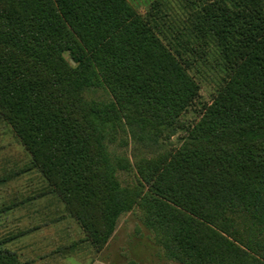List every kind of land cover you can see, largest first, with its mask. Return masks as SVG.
<instances>
[{
  "label": "trees",
  "instance_id": "obj_1",
  "mask_svg": "<svg viewBox=\"0 0 264 264\" xmlns=\"http://www.w3.org/2000/svg\"><path fill=\"white\" fill-rule=\"evenodd\" d=\"M181 2L143 16L128 0H0V116L93 243L138 204L169 257L264 264V0ZM209 56L217 96L124 185L131 161L109 144L161 148L199 97L189 68ZM98 87L111 98H87ZM13 237L0 264H23Z\"/></svg>",
  "mask_w": 264,
  "mask_h": 264
},
{
  "label": "rangeland",
  "instance_id": "obj_2",
  "mask_svg": "<svg viewBox=\"0 0 264 264\" xmlns=\"http://www.w3.org/2000/svg\"><path fill=\"white\" fill-rule=\"evenodd\" d=\"M154 1H162L166 11L183 13L181 0H128L143 16ZM65 56L70 60L68 52ZM200 61L190 73L199 85V97L179 118L170 138L161 148H144L129 136L109 144V149L131 161L130 171L119 172L121 182L137 183L136 168L144 158H156L178 147L197 122L203 108L217 96L222 72L211 56ZM87 98L107 100L110 92L93 88ZM169 132V130H168ZM30 154L0 116V238L14 235L4 246L16 251L23 264H184L169 257L155 230L147 223L142 206L136 204L118 218L106 242L93 243L61 198L46 189V181L36 168H28Z\"/></svg>",
  "mask_w": 264,
  "mask_h": 264
}]
</instances>
